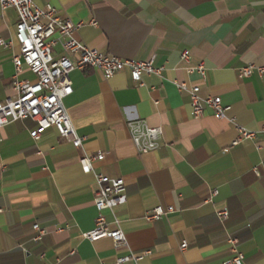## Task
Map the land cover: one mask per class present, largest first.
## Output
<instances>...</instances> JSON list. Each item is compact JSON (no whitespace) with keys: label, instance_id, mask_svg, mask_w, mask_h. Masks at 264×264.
I'll return each mask as SVG.
<instances>
[{"label":"crops","instance_id":"0c3cea01","mask_svg":"<svg viewBox=\"0 0 264 264\" xmlns=\"http://www.w3.org/2000/svg\"><path fill=\"white\" fill-rule=\"evenodd\" d=\"M35 3L81 24L74 38L89 48L153 61L159 73L144 75L139 86L128 69L109 80L99 70L74 71L64 106L84 139L81 149L54 127L34 140L30 120L0 129V264H224L233 257L230 238L244 264H264V77L242 74L264 67V0ZM18 21L15 9L0 5V39L14 40ZM19 54L17 44L0 45V102L14 96ZM53 56H62L59 41ZM200 64L205 81L189 72ZM18 78L38 81L27 67ZM176 83L199 86L203 99L221 97L227 117L207 110L195 119L188 92ZM135 120L162 128L158 150L139 153L128 128ZM238 127L257 132L256 139L234 146ZM86 156H99L90 174L82 170ZM98 175L125 181L127 203L105 216L111 230H122L126 247L83 237L98 217ZM159 206L175 212L147 221ZM223 210L230 214L224 224L217 216ZM36 224L45 231L40 240Z\"/></svg>","mask_w":264,"mask_h":264},{"label":"built area","instance_id":"2783aa9c","mask_svg":"<svg viewBox=\"0 0 264 264\" xmlns=\"http://www.w3.org/2000/svg\"><path fill=\"white\" fill-rule=\"evenodd\" d=\"M3 10L13 8L18 14V24L14 40L4 41L0 39V45L6 49H12L15 44L19 46L20 54L14 58L16 76L13 82L14 96L5 102H0V129L15 122L30 120L36 123L37 128L32 131L31 137L38 140L48 129L54 127L60 137L69 140L75 148L81 149L84 139L81 138L64 106V100L74 93L71 75L76 70H99L107 80L116 74L128 69L132 81L143 85V76L159 73L153 65V61L121 60L110 57L97 50L91 49L74 38L82 25L76 24L69 19H62L58 16L57 10L48 5L45 9L36 5L35 0H0ZM58 35V39L53 37ZM62 46V56L55 60L53 48L58 43ZM184 62H190V52L182 54ZM24 67H27L38 81L30 84L18 78ZM191 74H198L203 81L206 80V69L203 64L190 67ZM253 72L264 77V67L254 65L243 69L242 74L249 78ZM177 89L181 92H188L191 99L193 116L195 119L203 118L207 110H212L219 119L227 117L228 107L223 106L221 97H200V87H189L185 83H176ZM128 128L139 153L149 154L160 148V141L163 135L162 128L150 127L143 120L128 122ZM264 132V125L261 128ZM239 137L233 143L247 140H254L257 132L249 131L238 127ZM99 156H86L81 160L82 170L85 174L93 171L92 163ZM99 189L95 197V206L98 212L95 228L83 235L91 242L103 239H111L116 248L127 246V240L121 229L111 230L105 216V212L127 203L126 184L124 179H112L109 177L97 176ZM218 194L214 191L211 198ZM172 206H159L149 212L147 221H158L167 215L174 213ZM3 209H0V214ZM219 220L224 224L229 219V211L223 210L217 213ZM38 232L36 240H40L45 231L36 224ZM233 257L224 264H244L245 257L237 250L238 240L230 238ZM187 248V244L181 246ZM147 254H150L148 252ZM130 258H121L119 264H124ZM141 258H137L139 260Z\"/></svg>","mask_w":264,"mask_h":264}]
</instances>
